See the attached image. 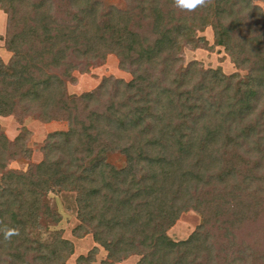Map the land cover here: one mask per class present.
<instances>
[{
  "label": "trees",
  "instance_id": "1",
  "mask_svg": "<svg viewBox=\"0 0 264 264\" xmlns=\"http://www.w3.org/2000/svg\"><path fill=\"white\" fill-rule=\"evenodd\" d=\"M264 1V0H261ZM7 14L0 57V115L67 121L31 157L28 130L0 125V264H67L75 244L52 225L50 197L72 193L78 236L106 251L78 264H264V9L257 0H0ZM216 45L238 71L185 62L186 46ZM115 54L130 80L105 77L69 93L73 72ZM240 71L242 73H240ZM245 72V73H243ZM122 156L118 166L114 157ZM200 223L186 238L168 231L188 211ZM18 235L5 239L4 232ZM51 232L47 242L34 237Z\"/></svg>",
  "mask_w": 264,
  "mask_h": 264
},
{
  "label": "rangeland",
  "instance_id": "2",
  "mask_svg": "<svg viewBox=\"0 0 264 264\" xmlns=\"http://www.w3.org/2000/svg\"><path fill=\"white\" fill-rule=\"evenodd\" d=\"M116 2L120 4L123 0H116ZM257 3L264 9V1L257 0ZM6 28L7 14L0 7V57L5 63H9L13 52L5 46ZM199 34L204 35L208 39V45L196 48L186 46L183 53L186 63L191 60H198L205 68H221L228 74L238 71L234 57L223 46L214 43V30L212 26L207 27ZM240 73L242 72L240 71ZM73 76L74 78L67 82L68 91L73 94H80L97 88L105 77H114L127 81L132 78L130 71L120 67L119 59L113 53L109 54L104 61L91 66L88 71H74ZM0 125L10 139L16 138L25 129L29 131L27 146L32 150L31 157H19L12 160L9 164V167L19 170H26L32 162L37 163L42 160V147L48 134L56 130L68 129L67 121L46 122L32 116H26L23 118V121H20L18 116L14 114L0 115ZM123 160L122 156L114 157V162L118 166L123 164ZM73 196L72 193L59 192L58 194H52L50 197L52 206L61 215L60 223L52 225L53 228L61 229L63 236L75 244V252L67 261V264H78L77 257L81 254H87L93 248L97 250V260L101 261L106 258L107 251L93 240L91 234L87 233L80 237L75 233L79 220ZM200 220V215L197 212L193 210L188 211L169 229L168 233L175 240L184 239L193 232L200 223ZM33 235L45 242H48L52 238L51 232L46 229L38 230ZM139 259V255H132L122 262L112 264H138Z\"/></svg>",
  "mask_w": 264,
  "mask_h": 264
},
{
  "label": "clouds",
  "instance_id": "3",
  "mask_svg": "<svg viewBox=\"0 0 264 264\" xmlns=\"http://www.w3.org/2000/svg\"><path fill=\"white\" fill-rule=\"evenodd\" d=\"M205 0H176V5L181 9L194 10L197 6L203 5ZM13 235H18L16 229H8L4 232V238L8 239Z\"/></svg>",
  "mask_w": 264,
  "mask_h": 264
}]
</instances>
